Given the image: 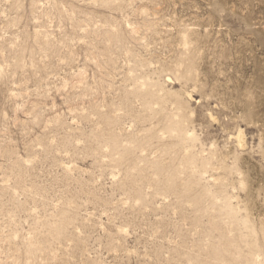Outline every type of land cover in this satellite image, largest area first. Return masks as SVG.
I'll use <instances>...</instances> for the list:
<instances>
[{"label":"rangeland","instance_id":"1","mask_svg":"<svg viewBox=\"0 0 264 264\" xmlns=\"http://www.w3.org/2000/svg\"><path fill=\"white\" fill-rule=\"evenodd\" d=\"M0 264H264V0H0Z\"/></svg>","mask_w":264,"mask_h":264},{"label":"bare ground","instance_id":"2","mask_svg":"<svg viewBox=\"0 0 264 264\" xmlns=\"http://www.w3.org/2000/svg\"><path fill=\"white\" fill-rule=\"evenodd\" d=\"M239 133H241V131H240ZM239 133H238V135H239ZM238 135H237V138H239V140H240V144H241V140H242V138H243V137L241 136L242 133H241V135H240L239 137H238ZM240 138H241V139H240ZM242 143H243V142H242Z\"/></svg>","mask_w":264,"mask_h":264}]
</instances>
